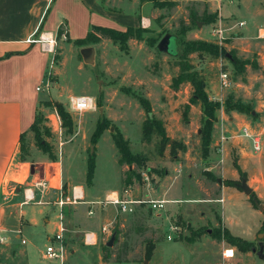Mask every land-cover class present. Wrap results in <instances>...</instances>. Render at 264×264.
<instances>
[{
	"label": "rangeland",
	"instance_id": "374dc122",
	"mask_svg": "<svg viewBox=\"0 0 264 264\" xmlns=\"http://www.w3.org/2000/svg\"><path fill=\"white\" fill-rule=\"evenodd\" d=\"M157 1L161 2V7L155 8L150 0H103V6L114 16L121 17L123 13L138 15L139 12L153 15L151 26L138 27L147 30L143 33V40L127 41L125 50L105 39L88 46H77L73 42L71 45L60 36L63 33L66 35L63 24L53 35L56 41L54 52L32 55L35 61L32 76H36V81L45 69V75L38 82L41 89L38 96L46 100L38 104L36 112L42 118V139L51 147L52 155L63 158L64 163L70 160L74 169L72 177L84 184L88 155H95L96 172L90 192L97 193V196L90 194V204L103 203L105 192L112 189H118L124 199H127L124 197L126 192L137 188L142 193L155 190L158 197L165 192L166 199L172 197L176 200L160 211H149L146 205H140L134 208L133 213H121L122 216L115 219L117 224L110 227L109 235L99 230L96 221L99 209L106 205H94L90 224H93L99 243L95 248L91 247L94 251L87 257L78 254L63 264H264L256 252L244 255L235 248L234 253L225 252L232 247L210 237L214 229L227 228L232 235L253 242L255 249H258L261 238L257 229L262 210L253 206L249 196L236 189L227 191L223 212L225 223L219 200H222V185L226 186L225 182L232 178L240 184L246 181L247 186V182L253 186L260 184L256 180L260 179L264 190V0H218L226 17L221 19L217 15L220 9L212 15L208 8H204V0ZM214 17L216 20L208 24ZM92 19L108 27H122L113 16L102 18L95 15ZM70 21L72 33L78 37L84 28L83 11L72 8ZM240 21L244 22L243 27L238 26ZM217 26L224 30L222 40L212 34ZM167 34L174 37L173 43H170L174 54L170 55L157 50L158 43ZM39 35L40 32L36 33L34 38ZM190 41L207 42L221 46L225 51L218 58L207 53H194L186 59L205 80L209 100L221 105L215 113L216 121L205 159L201 154L203 117L200 107L190 108L188 122L182 119L192 88L187 82L178 88L173 86V80L179 73V55L184 44ZM37 49L39 51V46ZM84 49L92 50L90 60H84L81 54ZM232 57L249 64L237 71L231 63ZM50 61L53 62L52 68H49ZM221 71L228 73V88L220 87ZM121 88H129L147 99L151 113L146 114L138 101ZM80 95L91 97L96 110L72 112L68 98ZM226 101L247 105L249 111L245 114L236 111L226 114L223 111ZM60 104L71 120V129L68 130L61 121V131H54L50 118L56 112L54 105ZM147 116L161 120L170 139L162 151L157 135H153L149 143L143 141L142 124ZM98 120H108L111 125L97 142L98 149H95L90 144V137ZM245 127L260 139L258 152H254L250 140L241 136V129ZM115 130L122 133L134 154L145 159L141 168L116 162L117 149L111 138ZM222 137L224 141H221ZM173 142L184 146L185 150L178 149L176 156L170 155ZM31 144L38 149L34 133L28 130L23 145L28 147ZM239 161L245 170L243 177L233 166ZM71 162L65 165L67 171L72 167ZM129 170L140 174V179L133 177L127 186L124 180ZM142 173L147 175V183L142 181ZM259 201V206L263 208L264 201ZM182 206L189 211V217L183 215ZM190 232L200 234L193 243L186 241ZM104 234L107 235L104 237ZM113 235L112 246L107 247L106 243ZM156 241L159 242L156 244ZM149 243L156 246L150 259L146 260ZM42 245L44 242H40ZM42 264L61 263L44 261Z\"/></svg>",
	"mask_w": 264,
	"mask_h": 264
},
{
	"label": "crops",
	"instance_id": "0c3cea01",
	"mask_svg": "<svg viewBox=\"0 0 264 264\" xmlns=\"http://www.w3.org/2000/svg\"><path fill=\"white\" fill-rule=\"evenodd\" d=\"M150 1L152 2V0ZM204 2V8H208L209 13L212 14L221 7L218 0H204ZM229 3L232 4V2ZM72 8L80 9L84 13V28L78 37L72 33L73 28L70 21ZM95 15L102 18L113 16L117 18V23L122 27L116 29L98 21L93 22L92 17ZM123 15L121 17L114 16L109 9L103 6V0H0V58L7 53L19 52V54L0 60V234L6 235L8 239L6 244L0 245V264L50 262L44 259V250L52 236L58 231L60 223L65 229L63 233L65 261H69L78 254L87 257L94 251V246L99 243L93 224H90V217L93 214H89V211L94 212L93 209H95L94 205H90V194L97 196V193L90 192V184L86 183V176L84 184L83 181L72 177L74 169L70 160L68 163H64L63 158H55L52 161L47 154L32 144L27 147V155L22 157L20 152V135L26 134L30 130L38 104L46 100V98L40 99L39 91H36V88L39 87V80L45 75V69L37 81L36 76H32L33 66H35L32 55L42 51L39 44H29L26 40L35 32L51 37L64 24L67 43L72 45L73 41L86 36L90 25L125 31L128 27H149L153 21V15L145 13L139 12L138 15L123 13ZM217 15L219 19H221L220 17L226 18L221 9L218 10ZM43 53L41 54H46ZM98 147L97 143L94 148L98 149ZM115 155H117L115 157L118 163V152H115ZM69 162L72 167L70 171H67L65 165ZM238 165H241L240 161ZM241 169L245 173L242 167ZM95 172L96 160L93 179ZM82 175L84 177V173ZM256 180L260 184L253 186L247 182L248 186L252 187L255 195L264 201L261 180ZM38 183L43 184V187L38 186ZM233 189L238 190L222 185L220 191L224 223L226 193L229 190L235 191ZM118 191V189L106 191L105 196H118L124 199ZM240 192L244 194L242 191ZM143 193L135 188L128 191V195L126 194L124 197L165 200L168 202L166 204L176 201L172 200V197L166 199L165 192L160 197L155 195V190ZM28 197L29 199H27ZM65 198L69 199L68 203L59 206L58 202ZM73 199H75V203H71ZM182 208L183 215L189 217L186 207L182 206ZM99 211L96 220L100 226L99 230L103 226L109 227L106 232L109 235L110 227L117 224L115 219L122 215L118 213L119 210L116 206L110 204ZM119 227H123V224H119ZM86 234H92L94 244L89 245L84 242ZM99 235L102 237L101 233ZM105 235L107 234H104V237ZM22 240L25 241L24 244L21 243ZM40 242H44V245L40 246ZM158 242L156 241V244ZM228 251L234 253V248L225 252ZM244 255L249 254L244 253ZM244 257L246 258V256Z\"/></svg>",
	"mask_w": 264,
	"mask_h": 264
},
{
	"label": "trees",
	"instance_id": "16d2710c",
	"mask_svg": "<svg viewBox=\"0 0 264 264\" xmlns=\"http://www.w3.org/2000/svg\"><path fill=\"white\" fill-rule=\"evenodd\" d=\"M54 1V0H52ZM153 6L155 8L161 7V2L157 0H152ZM213 15V14H212ZM217 17V15H215ZM216 18L208 21L212 23L215 21ZM60 31L58 30V33ZM147 32V30H143L140 28H133L128 27L125 31H119L112 28L101 27V26H93L90 25L89 30L86 36L83 39H77L73 41V44L77 46H88L89 44H95L101 39H108L113 43L119 45L121 50L126 49L127 41L134 39L136 41L143 40V33ZM200 54V53H207L214 58H218L221 55L225 54L224 49L221 46H217L214 44H210L203 41H190L184 44L183 51L179 55L180 59V66H179V73L177 77L173 80L174 88H178L184 82L190 84L192 88L191 96L188 99V102L184 105V110L182 113V119L186 123L188 122V114L190 112V108L192 106L198 105L202 112V119H201V154L202 158H206L209 153L210 143H211V134L213 129V124L216 121L215 113L217 110L221 108V105L216 102L209 100V96L206 91V82L205 80L199 76V74L193 70L191 64L186 60L187 56L190 54ZM19 54L17 53H7L1 59L9 58L11 55ZM231 63L237 71H241L245 68L246 65L249 64L248 61L239 62L236 58H231ZM253 68V66H252ZM124 93L134 97L140 106L143 108L146 114L151 113V106L147 99L141 97L140 95L135 94L129 88H121ZM56 107V111L60 116L63 125L69 130L71 129V120L69 119L68 114L64 111L62 105H54ZM224 113H229L230 111H236L238 113H248L249 107L242 103H232L231 101H226L225 105L223 106ZM41 116L36 112L34 122L30 127V131L34 133L35 145L40 149L43 153L47 154L49 159L54 161L55 157L52 155L51 147L47 142L42 139L40 133V124H41ZM110 123L108 120H98L95 126V129L90 137V144L95 146L103 133L110 128ZM153 135H157L160 138V149L161 151L166 147L170 139L167 137L166 131L163 127V123L161 120L156 119L155 117H146L145 121L142 124V137L145 143H149ZM25 134L20 135V152L22 153V157L27 155V147H24L23 140ZM112 141L117 149L118 152V164L119 165H126V166H135L136 168H141L145 162V159L137 154H134L129 146V142L123 137L120 131L115 130L111 133ZM185 150V147L177 144V142H173L170 145V155L176 156L177 150ZM234 169L237 173L243 177L244 172L241 170L237 162L233 163ZM95 171V155L90 154L87 158V165H86V183L91 184ZM126 178L124 183L128 186L130 185L132 178H136V180L140 179V174H136L133 170H129L125 173ZM209 177V176H208ZM210 179L211 176H210ZM226 186L234 187L240 190L239 188V181H227L225 182ZM241 191V190H240ZM249 200L252 202L253 206L257 208V205L260 204L259 198L252 192L249 196ZM262 219L260 222V227L257 231V234L261 236L259 242H261L264 246V206L262 208ZM218 223H220V219L218 218ZM190 237L186 238L188 243H193L200 237V234H195L194 232H190ZM210 237L217 241H223L229 246L236 249L238 253L244 254L251 252L252 249H255L254 243L250 241H246L238 236H233L228 229L221 228V229H214L210 233ZM154 249L153 244H148L146 249V260L150 259L152 251Z\"/></svg>",
	"mask_w": 264,
	"mask_h": 264
},
{
	"label": "built area",
	"instance_id": "2783aa9c",
	"mask_svg": "<svg viewBox=\"0 0 264 264\" xmlns=\"http://www.w3.org/2000/svg\"><path fill=\"white\" fill-rule=\"evenodd\" d=\"M239 27L244 26V22H239L238 23ZM36 33V32H35ZM35 33L26 40L27 43L29 44H39L41 51L46 53V54H52L54 52V47L56 44L54 36H49L47 34H40L38 38L35 37ZM224 30L221 28V26L214 27L212 34L214 37H216L219 40H222ZM60 36H62L63 39H67L66 35L63 33ZM53 62L50 61L49 68H52ZM220 87L221 88H228L230 86V79L228 76V73L221 71L220 72ZM48 82L46 84V88H48ZM36 91H41L39 87L36 88ZM69 102V107L72 112L75 113H81V112H86V111H95L96 110V105L95 101L89 97V96H70L68 98ZM51 127L53 128L54 131H61V118L58 115L57 111L51 115ZM241 136L245 137L246 139L250 140L252 143V147L254 152H258L261 148L260 144V139L258 138L257 135L252 134L248 131V129L245 127L241 129ZM221 141H224V137L221 138ZM141 179L143 182H148V177L146 174L142 173L141 174ZM40 187H43V184L38 183L37 184ZM127 193V192H126ZM125 193V194H126ZM29 199V197L27 198ZM69 199L65 198L64 200H60L58 202L59 206H63L64 204L68 203ZM222 202V200H219ZM71 203H75V199L71 201ZM167 201L165 200H134V199H121L120 197H111L107 196L105 200L102 202H93L90 205H114L118 208L119 212L124 214V213H133L134 208L138 207L140 205H146L150 210L152 211H159L164 209L165 204ZM89 214L92 215L93 212L89 211ZM65 229L62 225V223L59 224L58 231L52 236L50 242L46 246L44 250L43 257L44 259L48 261H60L61 264L64 263L65 261V250L63 246V233ZM102 233L108 232L107 227H102L101 228ZM18 234L20 232H17ZM170 240V239H169ZM8 241L7 236L4 234H0V245L6 244ZM84 242L86 244H94L92 234H86L84 236ZM22 244L25 243L24 240L21 241Z\"/></svg>",
	"mask_w": 264,
	"mask_h": 264
},
{
	"label": "water",
	"instance_id": "95a60500",
	"mask_svg": "<svg viewBox=\"0 0 264 264\" xmlns=\"http://www.w3.org/2000/svg\"><path fill=\"white\" fill-rule=\"evenodd\" d=\"M174 37L170 36V35H165L160 42L157 45V50L160 53L163 54H174L172 47H170V43H173ZM81 54L84 58V60H90L91 56H92V50L91 49H84L81 51ZM93 151V147H91V153ZM240 190L247 196H250L252 193V190L247 186L246 181H242L241 184L239 185ZM258 210H262V207L257 205ZM114 240V235L110 238V240L106 243L107 247H111L112 243ZM252 252H256L258 258L260 260L264 261V246L261 242H259V246L258 249H252Z\"/></svg>",
	"mask_w": 264,
	"mask_h": 264
}]
</instances>
